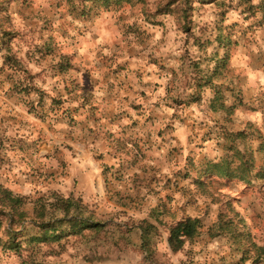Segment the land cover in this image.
<instances>
[{"label":"rangeland","instance_id":"rangeland-1","mask_svg":"<svg viewBox=\"0 0 264 264\" xmlns=\"http://www.w3.org/2000/svg\"><path fill=\"white\" fill-rule=\"evenodd\" d=\"M0 1H4L0 5V51L3 57L7 54L15 57L28 73H22L4 62L3 68L19 73V82L24 84L19 91L25 89L24 95L21 93L24 101L20 103L31 117L40 120L34 126L27 118H16L10 112L0 114V183L25 197V208L29 211L38 197L51 193L63 196L72 193L81 198L87 211L102 225L99 229H84L47 244L34 245L23 240L22 249L18 252L2 250L0 245V253L3 254L0 255V264H16V258H20L21 264H97L91 259L93 249L96 248L98 254V246L105 243L114 248L112 240L131 233L134 227L140 228V231L131 235L130 239L140 244L141 229L147 222V218L140 215L142 202L152 197L156 205L152 214L159 212L163 216L171 212L175 204L176 196L172 193L187 195L188 202L195 201L201 210L202 214L197 217L198 232L185 244L198 241L204 245L199 254L203 264H252L251 259L241 260L242 253L235 244L233 233L243 234V243L248 237L257 246L264 247V221L257 218L251 225L246 223L240 203L234 202L235 192L229 197L224 191L236 189L238 182L231 181L229 184L227 180L214 176L199 178V174L203 173L207 162L220 161L226 155L234 156V150H227L231 142L234 149L249 148L253 152V171L257 168L264 170V149L259 148L262 138L258 134L264 137V84L259 81L253 83L247 76V72H264V12L257 7L258 4H253L252 0H196L191 3L188 19L183 22L173 5L172 10L156 12L158 4L167 0H154L152 8L149 7V0ZM233 11L239 13L241 20L228 23L229 12ZM207 15L212 20H205ZM69 16L71 20L66 19ZM57 20L61 21L59 27H56ZM3 29L14 37L2 36ZM151 29H163L157 45L153 46L160 55L149 53L147 64L137 65L136 61L141 60L142 53L148 50L155 36ZM171 32L182 35L170 36ZM105 33L108 34L106 39L113 40L112 57H104L99 62L102 53L92 47H87L83 54L72 50L77 45L84 49ZM117 33L119 40L115 39ZM87 35L91 36L90 40L85 38ZM169 44H179V56L174 52L161 51ZM103 47L109 45L104 44ZM94 51L98 59L96 65L106 69L103 81L110 74L120 73L132 82H144L145 75L153 74L148 71L150 65L158 69L155 73L157 78L171 74L172 80L164 85L168 96L165 106L174 109L171 117H162L158 104L157 116H153L155 122L142 112L140 120L123 126L125 131L116 141L115 151L110 156L120 153L127 157V163H122L115 173L105 167L104 173L109 175V182L102 183L103 188L101 185L94 194L99 197L103 192L106 201L103 208L90 198L91 187L86 181L90 177L85 170L79 174L71 173L67 161L71 147L63 146L61 155L60 148L47 146L51 141L50 134L54 132L52 122L56 115L53 112L66 113L69 107L66 101H79V107L90 101L89 97L77 95L74 90H79L76 72L85 70L89 73L84 61ZM124 55L127 59L123 58ZM223 55L226 59L222 65L219 61ZM117 58L122 62L116 63ZM29 64L40 71H33ZM54 67L62 73V94L46 93L37 84L38 80L46 83L48 78L53 77L51 69ZM156 86L159 88L161 85ZM27 89L30 92L27 93ZM30 93L31 97H46L42 106L47 108V112H37L34 107L36 102L27 101ZM221 103L226 106L234 104L235 108L229 113L219 108ZM256 113L260 114L259 118L253 119ZM58 116L61 117L60 114ZM162 118L168 122L155 132V137L159 138L157 141L150 126L155 127ZM180 129H184L183 141L177 134ZM181 157L182 167L172 177L165 178L163 190L153 187L160 182L154 174L159 171L156 165H180ZM137 167L139 172L135 171ZM184 181H188L191 188L185 186ZM144 186H147L146 189ZM192 189L196 192L193 193ZM162 192L168 194L163 195ZM114 200L120 208L119 212L108 210ZM180 207L183 210L184 205ZM249 207L258 212L251 204ZM234 212L238 213V217ZM238 219H242L243 223L238 224ZM157 223L152 221L148 231L154 230L159 234ZM19 239H23L21 235ZM225 242L228 250L224 255H220L223 247H208L212 243L219 246ZM117 245L123 247L124 240L118 239ZM249 255L254 256L253 251ZM156 259L159 264H165L163 257L157 256ZM201 260L190 257L189 264H201ZM168 264L184 262L168 258Z\"/></svg>","mask_w":264,"mask_h":264},{"label":"clouds","instance_id":"clouds-1","mask_svg":"<svg viewBox=\"0 0 264 264\" xmlns=\"http://www.w3.org/2000/svg\"><path fill=\"white\" fill-rule=\"evenodd\" d=\"M235 2V0H234ZM253 4H258L259 0H252ZM154 4V0H149V7L152 8ZM47 4L45 3V7ZM66 19L71 20V17H66ZM205 20H212V17L210 15H207L204 17ZM232 20H241V17L238 12H229V20L228 23H231ZM131 23V21H128ZM61 21L57 20L56 27L60 26ZM171 27L174 28V25ZM152 32L155 33V36L152 38L150 42V47L148 50H146L144 53H142L141 60L136 61L137 65L140 64H147V58L148 54L152 53L155 56H159L160 52L156 51V48L153 47L154 45H157V41L160 39V34L163 31V29L157 30V29H151ZM75 34V33H73ZM176 35H182V34H176L175 32H171L170 36H176ZM108 34L105 33L104 36L101 37V39L96 40L91 45L86 46L84 49H81L79 45L76 46L75 49L72 50H79L81 51V54H83L84 51H86L87 47H92L95 49V51H99L102 53V56L99 59H103L104 57H112L113 52L111 50V45L113 40L111 38L106 39ZM86 39H91L90 35H87L85 37ZM85 38H78V39H85ZM116 40H119V33L115 36ZM131 39V37L129 38ZM104 44H108L109 47L105 48L103 47ZM99 46V47H97ZM132 46L136 47L137 45L133 44ZM264 46V45H262ZM179 48V44H169L167 47L161 48L162 52H174L177 56L180 55V52L177 51ZM256 49H254L255 51ZM95 51L87 57V59L90 61L89 64L85 65L87 70L91 71V74L94 79L103 81V73L106 71V69L100 68L97 69L96 64L98 63V59L95 55ZM195 51V49H193ZM210 51V50H209ZM124 59H127V56H123ZM116 63H121L122 60L119 58L116 59ZM2 63V61H0ZM32 67L33 71H40L39 68H36L34 65H30ZM148 71L152 72V76H144V82L148 83L151 82L153 84V88L147 90V96L142 98L138 94L134 95L133 92L136 91L137 85H133V92H129L126 89L122 91L121 98L123 96H128V101L125 102L122 105L121 110H126L130 115L134 118H139L137 116V113L132 110L131 107H129L132 103H139L145 106V109H147V105L149 104H155L159 102L160 109L159 112L162 117L167 116L171 117L174 109L169 108L165 106V103L168 99L166 90H165V84L167 82H170L172 80L171 74L165 75L163 78H157L155 75L156 72H158V69L155 65L148 66ZM77 78L79 79V82L81 85H83L84 81L82 79L83 73H77ZM257 78L259 79V82L261 84H264V72H261L258 74ZM53 83V81H49V85ZM37 84L39 85V81H37ZM159 84L161 85L159 88H155V85ZM49 85H41V87L44 88L45 91H51ZM103 83L97 85L96 91L93 93L94 96L99 98V96L102 95V92L100 91L101 88H103ZM80 93L77 92V95ZM174 94V93H173ZM79 101L76 102L73 106H77ZM239 114V113H238ZM148 115L147 111H145V117ZM259 113H256V116L253 117V119L259 118ZM29 120L32 119V117H28ZM168 121L166 119H161L155 127L150 126V130L153 132L154 139L159 140V138L155 137V132L159 130L161 127H163ZM131 121L129 119H123L122 125H128ZM59 127L67 129V125H60ZM106 131H112L117 133V135L120 134L119 127H112L105 129ZM184 129H180L177 134L180 136V140L183 141L185 139V136L183 135ZM79 135V133H77ZM141 136L143 133L140 134ZM104 143V141H98L94 144H91L85 158L77 157L78 166L81 169H84L86 174L90 177V182L94 181L95 183L91 187V200L99 204L101 208L105 207L106 201L104 200V194L101 191V195L99 197H96L94 194L97 192L99 185L102 183H108L109 182V175L104 173L105 167H109L112 169V172L115 173L116 169L119 168V166L122 163H127V157L121 155L120 153H115L114 156H109V151H112V149H108L107 146L101 147V144ZM103 152L104 159L103 160H93V155H99V153ZM159 155V154H158ZM184 155H187V152H184ZM241 157L232 156L229 157V163H234L236 161H239L240 170L237 172V175L235 179L238 181L236 189H224L225 192H227V195L229 197L233 196V192H235L234 196V202L240 203V210L242 212V215L245 216V221L248 224H253L254 221L258 218L260 221H264V170H261L259 168L253 170H248L245 172V167L250 164V160L252 159L249 153L245 152L241 154ZM182 161L183 157H181V164L177 165L175 163L173 164H164L163 166L156 165L157 168H159V171L154 173L159 177L160 182L153 185L157 190H163V181L166 177H172L173 173L182 167ZM148 163H151L149 161ZM219 163V161H217ZM136 172L140 171V168L137 167L135 170ZM236 171V169H234ZM131 175L129 178H131ZM127 182V181H126ZM229 184H231V180L228 181ZM184 185L191 188V185L188 181H184ZM137 187H141L140 185H137ZM147 186H144L146 189ZM193 193L196 192L195 189H192ZM163 195H167V192H162ZM176 196L175 204L172 206V211L165 213L163 216L157 212L155 215L152 214V210L156 207L155 200L152 197H147L143 202V210L140 213L142 218H147V222L142 226L144 228H148L149 224H151L152 221H157L156 227L160 229L159 234L155 233L154 230H150L146 233V235L142 238V242L140 244H137L134 240L130 239L131 235H133L135 232L140 231V228H133L131 233H127L126 235L115 238L112 240V245L115 247H108L107 243L101 244L98 246L99 253L97 254V249H93V256L91 259L97 264H159L156 257L160 256L164 258L165 264H168V258H171L173 261L179 262L183 261L184 264H189L190 257H195L196 260H201V256L199 255L201 253V249L204 247L202 243L194 242L189 244H184L183 247L179 250L178 253H173L172 246L169 244L168 241V234L169 230L173 227H179V224L181 222L187 223V218L191 217L193 219H196L199 217L202 213L200 208L196 205L195 201L188 202V196L187 195H179L176 193H172ZM249 204L252 205L253 208L258 209V212H253L252 208L249 207ZM181 205H184L183 210L181 209ZM111 212H119L120 208L117 206V201L114 200L113 204L108 208ZM251 213V215H249ZM62 216L63 213H60ZM157 235L159 238H157ZM123 239L124 245L123 247H119L117 245V240ZM185 239V233L180 232L178 235V240L183 241ZM162 245V247H161ZM209 249H218L219 247H223L224 251L220 252V255H224V252L228 250L226 242L223 245H217L216 243H212L208 245ZM187 253V254H186ZM0 255H3L0 253ZM213 257H215V253H213ZM16 264H21L20 258H16ZM201 264H203V261L201 260Z\"/></svg>","mask_w":264,"mask_h":264},{"label":"trees","instance_id":"trees-1","mask_svg":"<svg viewBox=\"0 0 264 264\" xmlns=\"http://www.w3.org/2000/svg\"><path fill=\"white\" fill-rule=\"evenodd\" d=\"M196 0H167L165 3H160L156 7V12H164L171 9V5L174 6L175 12L178 14L179 19L183 22L186 21L191 3ZM205 1V0H198ZM4 1H0V5ZM257 7L264 12V0H260ZM185 24V23H184ZM2 36H8L10 39L14 36L10 35L9 31L3 29ZM226 55H223L219 61L222 65L225 63ZM222 60V61H221ZM8 63L10 66L21 70L22 73L27 74V69L22 67L18 63L15 57L11 55L4 56V64ZM25 91V89H24ZM26 92H30L29 89ZM241 105V103H239ZM237 106V105H236ZM220 109H223L229 113L235 108V105L226 106L224 103L219 105ZM258 133V131H257ZM262 142L259 144V148L264 149V137L258 133ZM231 137V135H230ZM232 142L228 145L229 151L234 150V156L241 157L242 153H249L251 156L250 164L245 167V172L254 169V156L253 152L249 148L243 150L234 149ZM236 169V171H234ZM240 170L239 161L237 163H229V156L222 158L219 163L209 161L206 163L203 173L199 174V178L202 176H214L227 181H236L235 177ZM201 182V181H199ZM27 200L25 197L13 193L12 190L4 187L0 183V245L2 250H12L18 252L22 249V242L29 244L38 243H50L52 241H59L64 236L75 235L80 233L84 229H99L102 225L98 221L94 220L91 213L87 211V206L81 200V198L69 193L67 196H63L59 193H51L46 197H38L34 203L32 210L29 211L25 208ZM60 213H63L61 216ZM88 214V215H86ZM238 217V213L234 212ZM243 223L242 219H238V224ZM198 218H187V223L181 222L179 227H173L169 230L168 241L172 246L173 253L178 252L183 245L196 236L198 232ZM228 227V226H226ZM148 228L141 229L142 238L146 235ZM180 232L185 233V239L183 241L178 240ZM19 235L23 239H19ZM235 244L238 246L239 251L242 253V261L251 259L252 264L264 262V247L257 246L253 242L242 239L243 234H234ZM250 251H253L254 256L249 255Z\"/></svg>","mask_w":264,"mask_h":264},{"label":"crops","instance_id":"crops-1","mask_svg":"<svg viewBox=\"0 0 264 264\" xmlns=\"http://www.w3.org/2000/svg\"><path fill=\"white\" fill-rule=\"evenodd\" d=\"M102 60L103 59H101L99 62H102ZM0 61H2V63H0V114L10 112V114L16 116V118H23L24 120L25 118H27L26 120L29 122V124L31 125L32 123L35 126L36 122H40V120L34 117L29 120L28 117H31L30 114H28V112L20 103V101H24V97L21 95V93L23 94L24 91L20 92L19 90L20 86L24 84H22V81L19 82V73L12 69L8 70L3 68L4 57L1 51ZM84 62V64L86 65L90 63L89 60H86ZM100 66L101 65H96L97 69L103 68ZM51 70L54 74L53 77L48 78V81L46 83H43V80H38L39 86L49 85V81H53V83L49 85L51 91L45 92H54L55 94H58V92H60L62 94V88L64 85L60 77L62 73H60L57 67H54ZM88 71L89 73H86L85 70L76 72V74L83 73L82 79L84 83L83 85H81L76 75V84L79 85V90H74V93L79 92L80 95L89 97L90 101H85L84 104L80 105V107L78 105L73 106L74 104H76L74 100L66 101L65 103L67 104V106H69L66 109V113H63V111L57 113V110L53 112L57 118L54 117V120L52 122V129H54V132L53 135L50 134L51 141H49L50 144L47 145L48 148H51L52 146H54L55 148H60L61 151L59 153L61 155L63 152V146H70L71 152L68 155L67 161L71 168V173L78 172V174L81 173V171L84 169H81L78 166L77 157H81L82 159L85 158L91 144H94L98 141H104V143L101 144V147L103 148L106 145L108 149H112L113 151H109L108 153V155L110 156V153L115 151L114 148L116 146V141L121 136V133L125 131V128H123L124 125H122L123 119H129L131 122H134L142 118V112L147 111L151 121L155 122L153 116H157V112L159 109V102L147 105V109H145L144 105L139 103L130 104L129 107H131L132 110L137 113V116L139 118H134L126 110H121L122 105L128 101V96H123V98H121V93L123 90L126 89L129 92H133V85L136 84L137 89L135 92H133V94H138L140 97L144 98L147 96V90L153 88V84L151 82H132L129 77L126 78L123 75H120V73L110 74L105 81L101 82L100 80L94 79L91 71ZM152 75L153 74H151L150 76ZM247 76L248 79L253 81V83L254 81H259V79L257 78L258 73L252 74L247 72ZM120 80H122V82L117 84L116 82H119ZM101 83H103L104 85V87L100 89L102 95L97 98L93 95V93L96 91L97 85ZM41 88L42 90H44L43 87ZM155 88L158 87L155 85ZM31 95V93L28 95L30 97L27 101L36 102V104H34L36 111H41L40 113L47 112V108L45 109L44 106H42V104L46 102V97H31ZM66 97H68V95H66ZM68 99L71 100V98ZM57 114H60L61 117H59ZM48 120L49 119H47V121ZM60 125H67L68 127L67 129L61 128L59 127ZM112 127H119L120 134L117 135V133L115 132L105 130ZM77 133H79V135ZM110 133H112L113 135ZM104 158L105 157L103 152L99 153V155H93L92 157L93 160H103ZM61 160H63L62 157ZM86 181L88 187H92L95 183L94 181L90 182V178ZM101 185H99V187ZM101 188H103V185L101 186Z\"/></svg>","mask_w":264,"mask_h":264}]
</instances>
